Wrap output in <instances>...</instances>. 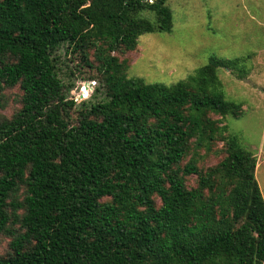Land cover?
<instances>
[{"label":"trees","instance_id":"trees-1","mask_svg":"<svg viewBox=\"0 0 264 264\" xmlns=\"http://www.w3.org/2000/svg\"><path fill=\"white\" fill-rule=\"evenodd\" d=\"M172 29L168 0H0V107L5 89L23 91L0 120V237L11 238L0 264H264L254 153L228 135L227 156L196 188L186 185L196 161L181 166L193 135L211 149L226 130L208 111L241 114L218 69L245 77L252 55L212 56L172 85L128 78L112 55ZM64 45L97 71L79 99L93 80L106 95L76 120Z\"/></svg>","mask_w":264,"mask_h":264},{"label":"rangeland","instance_id":"rangeland-1","mask_svg":"<svg viewBox=\"0 0 264 264\" xmlns=\"http://www.w3.org/2000/svg\"><path fill=\"white\" fill-rule=\"evenodd\" d=\"M168 5L173 11L171 32L145 33L138 38L134 49L122 47L112 55L126 63L128 78L172 85L194 75L212 56L234 59L251 54V59L246 61L250 71L245 77H238L227 68L218 69L226 99L241 104V114L208 111L207 117L217 122L214 127L218 125L226 130L215 134L211 149L198 147L193 135L181 166L196 161L200 173L186 175L187 187L196 188L201 175L227 156V136L235 135L256 156L254 175L264 198V0H168ZM58 53L59 75L71 86L68 97L76 101L71 112L76 120L85 105L106 98L105 90L98 80H93L88 96L79 99L83 84L97 73L96 68L87 66L79 53H69L67 45ZM89 59L93 65L97 64L94 48L89 50ZM22 92L19 85L3 91L5 106L0 107V120L11 118L22 107ZM153 198L156 204L161 203L157 194ZM10 239L5 235L0 237L1 254L7 252Z\"/></svg>","mask_w":264,"mask_h":264},{"label":"built area","instance_id":"built-area-1","mask_svg":"<svg viewBox=\"0 0 264 264\" xmlns=\"http://www.w3.org/2000/svg\"><path fill=\"white\" fill-rule=\"evenodd\" d=\"M152 1V0H151Z\"/></svg>","mask_w":264,"mask_h":264}]
</instances>
